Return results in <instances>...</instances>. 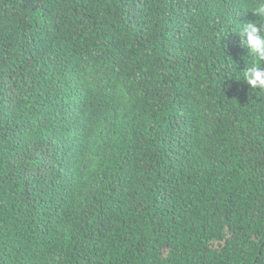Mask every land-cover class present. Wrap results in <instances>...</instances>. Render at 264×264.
I'll return each mask as SVG.
<instances>
[{"label": "trees", "instance_id": "16d2710c", "mask_svg": "<svg viewBox=\"0 0 264 264\" xmlns=\"http://www.w3.org/2000/svg\"><path fill=\"white\" fill-rule=\"evenodd\" d=\"M257 3L0 0V264H264Z\"/></svg>", "mask_w": 264, "mask_h": 264}, {"label": "clouds", "instance_id": "9594fccd", "mask_svg": "<svg viewBox=\"0 0 264 264\" xmlns=\"http://www.w3.org/2000/svg\"><path fill=\"white\" fill-rule=\"evenodd\" d=\"M254 14L264 18V0H258ZM240 46L247 49L249 59L243 71V81L253 90L264 91V24L248 22L238 35Z\"/></svg>", "mask_w": 264, "mask_h": 264}]
</instances>
